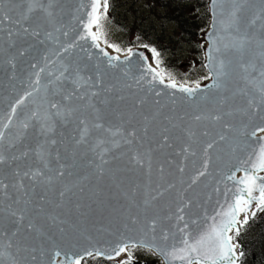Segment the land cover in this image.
I'll return each mask as SVG.
<instances>
[{"label":"water","instance_id":"obj_1","mask_svg":"<svg viewBox=\"0 0 264 264\" xmlns=\"http://www.w3.org/2000/svg\"><path fill=\"white\" fill-rule=\"evenodd\" d=\"M222 2L223 0H218L217 14L220 12ZM89 3L90 0H56L55 16L51 22L45 19L43 13H36L34 19L24 24V27L39 26L38 38L23 33L18 25L7 22L0 25V130L6 131L5 145L13 143L16 145L8 148L5 152L6 157L19 156L22 151L35 147L36 139L32 129L28 130L23 143L16 139V134L20 132L19 124L24 114L36 108L34 99L39 102L44 95L43 85L51 79L46 70L40 73V85L35 84V74L41 67H45V55L50 57L52 72H57L60 67L59 62L51 64L52 60L57 59L52 55L53 50L62 53L60 59L63 62L72 61L74 65L79 63L83 69L81 75L102 80V85H99L98 89H92L99 90V95L92 99L101 110L106 124L122 123L124 128L136 130L134 145L107 146L111 148L106 154L109 162L104 165V174L97 175L93 161L99 163V159L95 153L89 150L88 145L77 146L71 139L72 136L78 135L76 124L58 127L54 136L58 140L55 147L60 151L61 163L68 166L65 169V176L55 181L50 189L45 190L42 186H37L36 194L31 197L34 204L28 206L29 211L23 221H19L18 217H9L5 209L12 202L0 193V232L6 231L8 236L20 245L22 264H54V260L55 264H59L65 257L61 255L54 258L57 249L68 252L69 256L73 253L79 256L83 255L85 248L89 250L110 248L125 236L135 235L133 229L143 225L142 223L132 225L129 221L130 214L139 212L143 221V208L140 206L143 205L145 198L150 192L155 194L156 190L166 188L169 183H174L176 188L165 192L164 196L152 202L149 217L153 212L164 216L169 206L174 209L176 193L180 192L183 199L190 202L185 210L186 219L196 221L190 225L189 231L202 230L211 223L210 218L219 207L218 201L224 202L226 186L233 187V181L228 180L227 176L241 167L240 161L246 157V153L237 149L235 131L228 133L224 125L230 123L234 129H239L242 124L249 122L250 129L264 126V119H261L264 113L249 116L239 111L245 107V98L237 95L241 85L240 70L235 64V57L233 68L230 70L231 75L227 80L226 92L210 88L213 83L210 79L207 83L199 85L197 95L193 98H188L187 94L180 92L178 88L168 87L169 80L166 77L164 83H160L159 80L149 83L152 74L148 73L146 68L155 69L156 64L145 50L136 48L132 50V55H121L101 42L100 48H103L108 56L118 57V60L112 61L114 66H109L108 57L103 55L100 48L93 46L90 37L84 40L79 38L86 35L84 24L87 22L86 14L90 11ZM209 8L211 23L204 35L206 41L204 66L208 75L209 33L213 32L214 20L212 0H209ZM259 24L258 20L257 25ZM9 29L13 33L11 38ZM47 32L52 33L51 38L46 36ZM64 32H67V36ZM219 34L228 42V33ZM40 40L44 43H40ZM68 44H74V47L64 53L63 47ZM144 57H147V60ZM33 64L37 67L33 68ZM37 87L41 89L38 93L35 92ZM30 91L34 92V96L26 97V93ZM225 95L229 98L227 110H236L232 116H224L220 122L212 120L195 122L192 119L195 114L223 112L225 109L218 105ZM21 99L24 101L23 104L17 106V101ZM13 107H16L14 116L11 111ZM144 116L150 119L145 121ZM182 116L185 117L184 120L180 119ZM10 117L12 123L8 129H4L3 126L8 124ZM189 126L197 132L198 143L192 146L196 154L178 155L181 148L190 143L183 131ZM165 128L168 129L165 134L170 136L171 147L159 146ZM205 130L208 131V136L201 135ZM222 132L228 136L227 140H219ZM261 137H264V132H258L256 140ZM211 140H215L216 144L208 154L210 159L207 173L189 187L191 178L202 170L206 158L203 148ZM89 143H94L91 137ZM148 149H151L152 157L150 173L146 161L144 167H140L132 159L137 150L143 153ZM34 162L35 155L32 152L22 159L15 161L9 159L7 165H0V179L11 184L14 182L13 169L19 167L23 171L27 166H38ZM161 165L164 169L162 173ZM55 166L54 162L53 167ZM178 166L184 168L183 173L178 171ZM243 175V171L236 172L237 178ZM27 183L25 180V184ZM7 191L10 195L16 194V190L11 187ZM60 191L65 192L63 197H60ZM41 195L46 196L42 203L44 209L42 212L37 211L35 207L40 203ZM231 198L232 194L229 192L228 199ZM12 207L15 210L23 208L24 205ZM252 207L255 209V203ZM29 221L33 225L32 228H28ZM171 224L172 221L169 220L160 221L157 234L161 227L168 228ZM172 230L175 231L174 228ZM12 231H17L18 234L12 237ZM155 255L162 260L161 256L156 253ZM125 257L126 253L112 260L103 257L100 259L118 263ZM90 258L92 257H84L82 264ZM239 260L240 256L236 264H239Z\"/></svg>","mask_w":264,"mask_h":264},{"label":"snow or ice","instance_id":"obj_2","mask_svg":"<svg viewBox=\"0 0 264 264\" xmlns=\"http://www.w3.org/2000/svg\"><path fill=\"white\" fill-rule=\"evenodd\" d=\"M212 2L214 20L213 32L209 33L210 47L207 67L210 74L207 78L212 79L213 83L209 87L227 91V80L231 75L230 70L233 68L235 57V64L240 70L239 84L241 85L237 95L245 98V107L239 111L249 116L264 113V0H223L220 4L219 14L216 12L218 0H212ZM55 7L56 0H0V25L5 22L18 25L23 33L38 38L40 36L39 26L31 28L24 27V24L33 20L34 15L38 12L43 13L45 19L51 22L55 16ZM89 7L90 11L86 14L87 22L84 24L86 35H81L79 38L84 40L90 37L96 48H100V43L103 42L108 48H112L118 53L124 51L107 39L104 22L107 20L109 0H90ZM258 20L260 21L259 26L257 25ZM56 30L59 31L58 28ZM221 32L228 33V42H225L224 37L219 34ZM12 34V30L9 29V38ZM16 34L19 35V32ZM64 35L67 36V32H64ZM46 36L51 38L52 33L47 32ZM40 43H44V41L40 40ZM72 47L74 44L64 46L63 52H69ZM149 50L156 62L155 69L146 68V71L152 74L149 83L157 80L164 83L165 77H167L168 87L178 88L180 92L187 94L188 98L196 97L199 84L195 88L187 87L183 83L178 84L171 73H167L160 67L162 61L159 52L155 48ZM100 51L108 57L109 66H114L112 61L118 60V57L108 56L103 48H100ZM127 54L132 55V49H127ZM52 55L57 59L52 60L51 64L59 62L60 67L57 72H52L49 64L50 57L45 55V67H41L35 74V84L40 85V73H44L46 70L51 79L43 85L44 95L39 102L34 99L33 102L37 104L36 108L30 109L24 114V118L19 124L20 132L16 134V139L23 143L27 138L28 130L32 129L35 133V147L22 151L19 156L6 157L5 152L8 148L16 147V145L14 143L5 145L6 131L0 130V165H7L9 159L15 161L25 158L30 152L34 153V163L38 165L36 167L27 166L23 171L19 167L13 169L14 182L11 184L4 183L0 179V193L12 202L7 205L5 210L9 217H18L19 221L25 219V215L29 211L28 206L34 204L31 197L36 194L37 186H42L45 190L50 189L55 181L65 176V169L68 166L61 163L60 151L55 147L58 140L54 136L58 127H66L71 123L76 124L78 135L72 136L71 139L77 146L88 145L89 150L95 153L99 159V163L93 161L97 175L104 174V165L109 162L106 154L111 151V148L107 147L108 145L113 147H120L122 144L132 146L136 139L134 128H124L122 123L113 125L104 122L101 110L96 107L92 99L99 95V90L93 91L92 89H98V86L102 85V80H94L91 76L81 75L83 69L80 64L75 63L74 65L72 61L63 62L60 59L62 53L59 50H53ZM144 59L147 60V57ZM32 67L36 68L37 66L33 64ZM40 90V87H37L35 92L38 93ZM156 94L159 95V92ZM27 96H34V92H27ZM23 102V99L17 101V106ZM228 102L229 98L225 95L218 105L225 109L223 112L195 114L192 119L195 122L205 120L220 122L224 116H232L236 111L234 109L227 110ZM157 103L159 102L157 101ZM11 111L13 116L16 115V107H13ZM149 119L150 117L144 116L145 121ZM180 119L184 120L185 117L182 116ZM261 119H264V116ZM11 123L10 117L8 124L3 126L4 129H8ZM249 124L250 122L244 123L239 129H234L230 123L224 125L228 133L235 131L237 149L246 153V157L240 161L241 167L227 176L228 180L233 181V187L226 186L223 194L224 202L218 201V210L211 216V223L207 227L197 232L189 231L190 225L195 224L196 221L186 219L185 210L190 202L184 200L180 192L176 193L174 209L169 206L164 216L153 212L149 217V211L153 207L152 202L164 196L165 192L176 188L174 183H169L166 188L156 190L155 194L150 192L145 198L143 205L140 206L143 208V221L139 212L130 214L129 221L132 225L141 223L143 225L133 229L135 235L125 236L110 248H94L92 250L85 248L83 255L79 256L75 253L69 256L68 252L57 249L54 252V258L63 255L65 259L59 261V264H82L84 257H103L112 260L126 253V257L119 260L118 264H133L135 251L144 249L161 256L163 264H177V262L179 264H236L239 256H242L243 253L237 254L236 248L239 245L234 243L235 238L240 235V229L248 224L250 216L254 217L257 211H264V175H261L264 173V137L256 140L257 133L264 132V126L250 129ZM145 131H147L146 128ZM183 131L190 143L182 147L178 155L188 153L195 155L192 146L198 143L197 132L190 126ZM167 132L168 129L165 128L161 134L160 147H171L170 136L165 134ZM201 135L208 136L209 133L205 130ZM90 137L94 143H89ZM227 139L228 136L224 132L219 135L220 141ZM215 144L216 141L211 140L203 148L206 158L202 170L191 178L189 187L196 184L200 177L206 175L210 159L208 154ZM132 159L140 167H144L146 161L148 171L151 172V149L143 153L137 150ZM54 162L55 167H53ZM163 170L161 165V173ZM178 171L183 173L184 168L178 166ZM237 171H243L244 175L237 178ZM25 180L28 181L27 184H25ZM9 187L16 190L15 195L8 193ZM229 192L232 194L231 200L228 199ZM59 195L63 197L65 192L60 191ZM45 199L44 195L39 197L40 203L35 205L37 211L44 210L42 203ZM253 203H255V209L252 207ZM19 204H23L24 207L13 210L12 206ZM242 215L243 219H241ZM162 220L172 221V224L168 228L161 227L157 234L158 223ZM32 227L33 225L29 221L28 228ZM125 227L127 228V225ZM173 228L175 231L172 230ZM17 234V231H12L11 236L15 237ZM5 240H7L6 243ZM20 253V245L15 243L6 231L0 232V264H22ZM33 259H36L35 256Z\"/></svg>","mask_w":264,"mask_h":264},{"label":"rangeland","instance_id":"obj_3","mask_svg":"<svg viewBox=\"0 0 264 264\" xmlns=\"http://www.w3.org/2000/svg\"><path fill=\"white\" fill-rule=\"evenodd\" d=\"M182 19L192 23L188 34L179 24ZM104 23L108 41L124 50L119 54L139 48L153 57L149 49H159L160 67L171 73L178 84L196 86L210 81L204 66V35L211 23L209 0H109ZM255 218L250 216L234 240L239 245L238 252L243 253L239 264H264V211ZM102 260L92 257L83 264H102ZM133 264L163 261L154 252L137 249Z\"/></svg>","mask_w":264,"mask_h":264},{"label":"trees","instance_id":"obj_4","mask_svg":"<svg viewBox=\"0 0 264 264\" xmlns=\"http://www.w3.org/2000/svg\"><path fill=\"white\" fill-rule=\"evenodd\" d=\"M179 24H180L182 30L184 31V33L185 34H188L189 33L188 30L190 29V26L189 25H191L192 23L189 22V21H187V20L182 19V20H180ZM157 51L160 52L159 49H157ZM160 53H162V52H160ZM258 214H259V211L256 212V215L253 218L256 219L255 217H257ZM102 264H118V263L106 262V261H103L102 260Z\"/></svg>","mask_w":264,"mask_h":264},{"label":"bare ground","instance_id":"obj_5","mask_svg":"<svg viewBox=\"0 0 264 264\" xmlns=\"http://www.w3.org/2000/svg\"><path fill=\"white\" fill-rule=\"evenodd\" d=\"M241 174H239V176H240Z\"/></svg>","mask_w":264,"mask_h":264}]
</instances>
